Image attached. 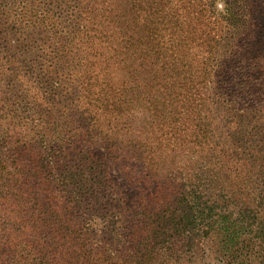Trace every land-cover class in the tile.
Returning a JSON list of instances; mask_svg holds the SVG:
<instances>
[{"label":"trees","instance_id":"trees-1","mask_svg":"<svg viewBox=\"0 0 264 264\" xmlns=\"http://www.w3.org/2000/svg\"><path fill=\"white\" fill-rule=\"evenodd\" d=\"M85 1L88 29L62 42L56 66L85 50L96 56L106 82L98 92L99 75L94 90L85 74L74 79L80 105L95 111L92 129L106 132L105 151L136 196L114 194L106 160L92 151L46 152L3 131L0 201L7 189L24 218L0 212L1 250L14 264H180L179 249L212 243L219 264H264V131L253 124L264 114V13L252 0H226L223 11L216 0ZM141 80L154 126L176 131L169 118L181 103L196 131L189 139L159 148L136 137ZM215 117L231 121L226 135ZM90 136L77 131L76 141ZM16 175L25 191L13 190Z\"/></svg>","mask_w":264,"mask_h":264},{"label":"rangeland","instance_id":"rangeland-1","mask_svg":"<svg viewBox=\"0 0 264 264\" xmlns=\"http://www.w3.org/2000/svg\"><path fill=\"white\" fill-rule=\"evenodd\" d=\"M216 1L218 11H223L226 0ZM252 2L264 13V0ZM85 6V0H0V32L4 30L1 35H7L6 40L0 41V134L4 135L3 131L16 134L19 141L31 142L35 148H43L46 152L57 150L60 146L69 147L71 144L92 151L106 160L114 183V194L120 190L124 192L123 195L136 196L127 188L124 167L105 151L106 143L103 137L106 132L101 131L102 128L92 129L95 111L87 113L83 105H80V87L79 83H74V79L85 74L86 78L90 79L91 89L94 90L95 75H99L98 92L106 82L104 73L100 72L101 66L96 64V56L87 50L79 55L72 50L76 57L70 59L71 63L56 66L58 59L63 56L59 53L62 42L74 37H83L80 31H84V27L88 29L87 23L84 24L83 21L86 17L81 14V9ZM257 37L263 41L261 45L264 47V17L258 19ZM125 76L130 80L129 70L125 72ZM59 80L65 83L62 84L63 90L57 95H50V88L55 89ZM67 84L70 85L66 86ZM138 88L140 110L137 121L139 131L136 137L147 146H167L172 136L176 145L178 141L189 139L196 132L191 131L192 118L188 120L190 114L181 110V103H176L178 111L174 109L176 113L173 112L172 116L169 112L163 115L166 118L171 116L169 122L176 131H166L156 124L154 126V123H159L160 120L154 117V113L146 111L143 80ZM157 96L155 93V97ZM45 97L48 98V103L42 101L41 98ZM90 97L85 103H93L90 102L92 95ZM129 97H132L131 93ZM60 106L65 109H60ZM100 107L102 108V105ZM215 119L216 125H220L219 133L226 135L231 121L221 124L218 117ZM200 121L201 115H198L197 123L200 124ZM253 124L259 125L264 131V114ZM77 131H94L95 136L84 137L79 144L76 141ZM59 132L64 133L65 145L61 144L60 138L56 136ZM215 132L218 134V131ZM50 133L55 136L52 137ZM16 177L18 183L14 184L13 190L25 191L27 186L18 175ZM6 184L10 185L8 182ZM3 185L1 184V187ZM3 193L5 196L0 201V212L8 209L11 221L18 217L23 219V214L18 211L23 204L20 201L15 202V197L9 196L7 189L3 190ZM12 224L13 222L9 227H12ZM6 226L3 223L2 228ZM215 252L216 247L208 243L203 251L183 247L179 249L177 256L180 264H219ZM0 255H6V264H14L6 249L1 250L0 247Z\"/></svg>","mask_w":264,"mask_h":264}]
</instances>
